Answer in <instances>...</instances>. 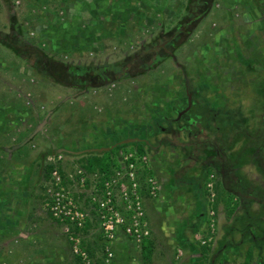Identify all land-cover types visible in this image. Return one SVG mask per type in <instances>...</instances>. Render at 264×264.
<instances>
[{"label":"rangeland","instance_id":"rangeland-1","mask_svg":"<svg viewBox=\"0 0 264 264\" xmlns=\"http://www.w3.org/2000/svg\"><path fill=\"white\" fill-rule=\"evenodd\" d=\"M71 4L74 9L69 8ZM28 5H32L31 14L24 17ZM70 10L83 32L76 31L77 27L72 25ZM14 11L19 17L11 13ZM23 18L33 23L40 18L47 20L48 44L39 45L42 40L39 33ZM62 23L67 41L57 45L58 41L62 42L58 34ZM27 41L36 43L31 47ZM18 59L31 62L30 75L22 73L27 67H20ZM2 70L8 76L1 77L15 79V86L0 82V89L14 91L26 107L36 105L38 113H44L40 120L47 118L42 129L47 135V152L58 148L70 151V156L51 154L62 156L61 166L64 164L68 173L73 172L76 160L99 151L92 149L97 148L95 143L83 144L87 137L100 140L102 132L110 136L115 131L111 126L125 127L130 125V119L147 121L154 106L152 102L159 103L158 99L164 100L158 106L166 109L172 101L170 96L179 97L184 90L194 94L191 101L187 99L191 107L186 123L191 129L195 127L192 137L197 136L201 147L191 146L181 153V157L190 153L191 156L182 161L178 180L202 183L201 173L193 174L199 168L192 157L198 154L196 150L200 156L229 152L241 172V181L246 180L254 192L251 214L241 210L246 216L240 213L234 223L248 215L252 216L250 220H264V0H51L44 4L37 0L28 3L0 0ZM47 73L63 78L64 88L55 86L39 92L45 86L39 80L40 74L47 76ZM223 74L225 77H220ZM205 76L208 80L200 79ZM100 84L102 88L96 89ZM66 85L75 89H67ZM56 88L61 91L59 100L53 95ZM215 88L228 98L212 103L216 98L210 94ZM217 128L222 131L225 128L233 135L220 147L215 142ZM206 136L215 147L209 146V151L204 153ZM71 139L72 144L65 143ZM71 160L73 163L66 166ZM45 183H41L42 193ZM179 188L183 189L176 186V190ZM73 190L85 206L87 193ZM211 207L216 210L214 204ZM5 217L0 216V264H78L60 224L47 218L13 221ZM17 222L19 228L15 234L11 229ZM262 224L257 222L259 226ZM227 229L223 221L216 226L217 236L224 240L216 239L225 242ZM239 229L238 237L250 228L245 225ZM253 232L258 237L253 264H263L264 227ZM84 238L98 264L103 252L99 250L95 223L84 231ZM246 247L242 246L241 255H237L238 263L243 260Z\"/></svg>","mask_w":264,"mask_h":264},{"label":"crops","instance_id":"crops-1","mask_svg":"<svg viewBox=\"0 0 264 264\" xmlns=\"http://www.w3.org/2000/svg\"><path fill=\"white\" fill-rule=\"evenodd\" d=\"M37 1L44 4V2L47 3L51 0ZM26 2L28 3L29 0H26ZM31 6L28 5L24 9V17H28L31 14ZM69 8L74 9V6L72 5ZM72 11L74 12V10ZM11 13H14L16 18L19 17L16 11ZM69 16L71 22H73L72 25L77 27L76 31L83 32L78 26V18L74 17L71 10ZM23 19L25 20V18ZM25 21L30 23L31 29L39 33L42 39L40 41L39 38V45L48 44L47 37L50 30L48 31L47 29L49 26L47 20L45 22L43 18H40L36 23L28 21V19ZM46 25L47 27L45 28ZM63 27V23L60 24V33L58 34L62 42L58 41L57 45H62L64 41H67L64 39ZM48 42L53 45L54 41L49 38ZM25 43L32 44L31 47H33V43L36 42L27 41ZM22 61H18L20 67H27L22 73L30 75L32 73L31 62ZM41 74L39 80L45 83V86H42L39 92L54 89L55 86L64 88L63 78L59 76L57 78L53 77L49 73H47V76ZM3 75L8 76V73L4 72V70L0 71V82L15 86V79L6 80L1 77ZM220 77H225V74ZM200 79L208 80L207 76ZM24 86L22 87L24 88ZM66 86L65 88L67 89H75V86ZM99 88H102L101 84L96 87V89ZM4 90L5 88L3 90L0 89V216H6L5 220L13 221L44 220L47 218V220L55 222L45 210L44 192L42 193L41 188V183L47 180L43 174L44 167H47L46 158L53 152L66 153L67 156H70L71 153L64 148L47 152V135L42 131L46 127V117L40 120L44 113H38L36 105L29 108L28 106L26 107L24 103L17 99L15 92L9 90V88L7 91ZM55 90L56 92L53 95L56 96L55 100H59L60 94L58 93L61 91L59 88ZM193 95L184 90L179 97L178 95L170 96L172 101L166 109H161L158 106L159 103H164V100L158 99L159 103L152 102L154 106L151 108V117H148L147 121L144 119H130V125L127 124L125 127L118 126L115 128V126H111V129L115 130L114 134L111 133L108 136L106 132L105 135L102 132L103 135L101 137H103L100 140L97 137L95 140H90V136L87 137L89 139L85 141L86 143H83L87 146H89L90 142L92 144L95 143L97 148L93 147L92 149L97 150L107 149L108 147L113 148L117 165L119 155L125 153L123 152L124 147L129 149V147H134L135 143L141 144L148 160V173L155 176L159 182L160 190L157 196L155 198H144L145 216L150 231L149 237L145 238L141 243H137L119 232L111 244L115 264H237V255H241L242 246L243 248L245 245L247 246L245 254L249 248L254 251L256 247L255 243L258 242V237L253 231L258 227H264V224L257 225V222L264 223V220H250L252 216L248 215L245 220L234 223L235 217L243 214L241 210L244 209L246 214H251L250 209L251 205L254 204L252 201L254 200V192H251L249 189L250 185L246 180L241 181L239 176L241 172L239 168L235 167L236 160L232 158L229 152H226V154L206 153V151H209V146H214L210 142V138L206 136L205 141L207 143H203L205 148L202 150L206 154L200 156L199 150H196L198 154L192 156L195 157L193 161L199 167L198 171L195 170L193 174L200 172L202 183L196 185L190 181H183V179L178 180L177 173L182 169V161L189 159V156H191L190 153L181 157V153H184L191 146L201 147V143L198 140L196 141L197 136L192 137L195 127L191 129V126H187L186 123V115L191 107L190 101ZM210 95L216 98L212 103H216L222 97L228 98L225 93H222V91L219 93L216 88ZM187 99L190 101L187 102ZM187 106H189V109H187ZM173 124H175V127ZM128 126H134V129L128 130ZM133 133H137V135L132 136ZM93 137H95V134ZM68 142L72 144L74 141L71 139L65 143L68 144ZM105 142H107L105 146H101ZM26 145H29V147L24 149ZM23 150L25 154H23ZM177 152H180V155ZM71 161L66 166L72 164L73 160ZM75 165L73 164V166ZM64 168L63 164V173H68ZM211 173H214L218 178V200L215 206L217 213L216 226L222 221L226 223L228 228L226 230L227 238L225 242H221L218 238L222 240L224 238L218 237L215 232L211 246L202 247L200 241L208 233V222L206 220L207 198L204 183ZM146 175L147 173H143L142 177L145 178ZM21 181L23 182L22 184ZM178 185L183 187V189L184 187L187 188V191L185 192L180 188L176 190ZM196 187L197 189H195ZM239 202L241 203L240 207H238ZM233 207L236 208L235 212L231 217H228V210ZM246 214H243V216H246ZM221 217L225 218V220H220ZM17 224L18 222L11 229L15 234V229L19 228ZM237 225L238 227H236ZM245 225L250 229L245 235H242L241 232V236L238 237L239 228L245 227ZM216 237L218 238L216 239ZM89 247L91 248V246ZM243 260L239 261L238 264H241Z\"/></svg>","mask_w":264,"mask_h":264},{"label":"built area","instance_id":"built-area-1","mask_svg":"<svg viewBox=\"0 0 264 264\" xmlns=\"http://www.w3.org/2000/svg\"><path fill=\"white\" fill-rule=\"evenodd\" d=\"M118 158V166L108 174L88 173L78 160L72 173H63L60 154L46 158V165L52 169L45 183L44 207L50 217L61 225L72 254L81 264H97L86 248L84 231L87 222L95 223L99 231L98 244L103 252L100 264H115L111 244L119 232L137 243L150 235L144 198L157 196L159 182L155 176L148 174L147 157L139 154L135 146ZM143 173H147L145 178ZM217 185V176L209 174L205 183L209 204L206 211L208 233L200 241L202 247H210L214 241L217 213L211 204L216 200ZM73 188L79 189L81 194L87 193L85 206L80 204Z\"/></svg>","mask_w":264,"mask_h":264},{"label":"trees","instance_id":"trees-1","mask_svg":"<svg viewBox=\"0 0 264 264\" xmlns=\"http://www.w3.org/2000/svg\"><path fill=\"white\" fill-rule=\"evenodd\" d=\"M224 129L225 128H223V131L221 128L216 129V131H219V134L217 132L218 141L217 140L215 141V142H217L218 147H220V145H222V143L224 144L226 139H229V138L231 139L233 136V135L229 134L228 130H224ZM234 137H235V135H234ZM135 147H136L139 154H141V155L144 154V149L141 146V144L135 143ZM129 149H131V147H129ZM129 149L124 150V152L125 153L128 152ZM78 163L81 164L82 167L88 173L99 172V173L108 174L113 168L118 166L116 158H115V151L111 147L107 148V149L102 148L101 150H99L96 153H90V154H88L87 157L81 158L80 160H78ZM51 169H52L51 166L44 167V176L46 179H48ZM216 191H217V196H218V185L216 187ZM217 196H216L215 202L213 203L215 206H216L217 200H218ZM235 209H236L235 207L230 208L228 210L227 216L231 217L233 215V213L235 212ZM57 224H59V223H57ZM89 225H90V223L87 222L85 230L89 227ZM86 248H87L88 252L90 253V255H93V250L88 245ZM99 250H100V247H99ZM253 259H254V251L252 248H249L247 250L245 257H244V260L241 264H251L253 262ZM77 260H78L77 261L78 264H81L78 258H77ZM98 264H100V262Z\"/></svg>","mask_w":264,"mask_h":264},{"label":"water","instance_id":"water-1","mask_svg":"<svg viewBox=\"0 0 264 264\" xmlns=\"http://www.w3.org/2000/svg\"><path fill=\"white\" fill-rule=\"evenodd\" d=\"M187 109H189V106H188V108Z\"/></svg>","mask_w":264,"mask_h":264}]
</instances>
